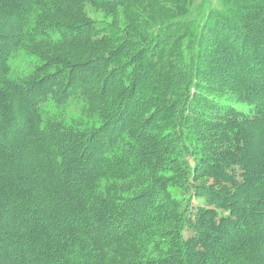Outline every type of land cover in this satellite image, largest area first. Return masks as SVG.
<instances>
[{
	"label": "trees",
	"instance_id": "trees-1",
	"mask_svg": "<svg viewBox=\"0 0 264 264\" xmlns=\"http://www.w3.org/2000/svg\"><path fill=\"white\" fill-rule=\"evenodd\" d=\"M216 1L0 0V264H264V0Z\"/></svg>",
	"mask_w": 264,
	"mask_h": 264
},
{
	"label": "rangeland",
	"instance_id": "rangeland-1",
	"mask_svg": "<svg viewBox=\"0 0 264 264\" xmlns=\"http://www.w3.org/2000/svg\"><path fill=\"white\" fill-rule=\"evenodd\" d=\"M208 2L213 5H216V0H192V6L191 8H197L202 2ZM133 10L138 14L140 18H143L145 21V24L152 26L153 24H157L158 22L167 19L172 12H167L162 10L161 8L155 7L152 4L149 3H141L132 6ZM206 8V7H205ZM88 13V16L92 19L97 20H107L109 22L114 23L115 25L122 28L124 33L129 37V39L132 40H141V30L139 29V26L130 24V21L128 19V15L124 13L122 9H115L108 12H102L100 10H94V9H86ZM145 27V25H143ZM146 28V27H145ZM143 33V32H142ZM85 50V48H82ZM82 49H71V50H65L62 49L63 53L65 54L66 58L70 59H79L81 58L82 54L84 53ZM188 234H186L187 236Z\"/></svg>",
	"mask_w": 264,
	"mask_h": 264
}]
</instances>
